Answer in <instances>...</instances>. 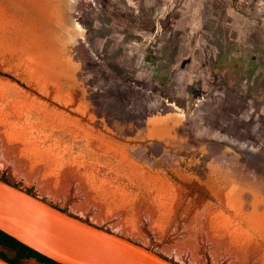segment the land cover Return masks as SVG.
<instances>
[{
	"label": "rangeland",
	"instance_id": "rangeland-1",
	"mask_svg": "<svg viewBox=\"0 0 264 264\" xmlns=\"http://www.w3.org/2000/svg\"><path fill=\"white\" fill-rule=\"evenodd\" d=\"M64 1L65 13L43 17L27 12L25 0H0V72L51 100L61 89L51 80L68 73L54 65L61 53L70 57L99 118L94 121L119 144L109 146L105 165L94 169L116 176L118 182L103 184L122 191L123 198L115 199L113 191L91 199L81 174L71 176L72 167L60 163L31 173L11 167L13 174L3 177L179 264H264V94L259 92L264 90V0ZM97 34H154L153 44L163 48L149 45L141 67L134 69L130 47L120 51L114 40ZM167 34L184 35L180 69L160 64L175 59L178 39ZM8 87L0 76V118L14 110ZM173 101L185 112V126L174 140L138 136L146 118L171 111ZM81 157L79 152L65 159L81 171ZM226 174L235 182L249 176L238 183L248 189L232 213L250 243L218 246L216 251L229 253L223 258L206 245L204 224L214 207L207 193L216 197V183ZM116 201L123 202L120 209ZM219 207L215 211L226 217ZM155 214L160 215L156 224ZM183 244L195 252L174 256ZM0 250L14 256L1 245ZM23 264L42 263L27 258Z\"/></svg>",
	"mask_w": 264,
	"mask_h": 264
},
{
	"label": "crops",
	"instance_id": "crops-1",
	"mask_svg": "<svg viewBox=\"0 0 264 264\" xmlns=\"http://www.w3.org/2000/svg\"><path fill=\"white\" fill-rule=\"evenodd\" d=\"M26 1L25 9H28L27 12L32 15L43 17L59 16L66 12L64 0H28V3ZM47 30L51 31L50 29ZM57 35L59 38L62 37L59 27ZM64 35L66 38L72 39L76 34ZM97 37L114 40L120 51L126 46L130 47L131 52H129V55H131L130 59L134 69L139 68L149 45L154 46L157 51L163 48L162 43L153 44L154 34H97ZM167 37L178 39L175 44V59L172 58L170 61L166 59L161 61L160 64L168 68L177 67L180 69L183 67L181 66V59L183 58L182 48L184 42L181 39L184 38V35L167 34ZM61 54V56L59 54L54 66L57 70H62V72L66 70L68 73L64 78L51 80V83L61 86V89L56 92L51 100L43 98L19 80L24 86L7 76L0 75L9 83V87L6 90L9 93V97H11L9 108L14 109L10 117L0 118V169L2 171L0 177H3L4 172L11 176L13 172L11 170L8 171L11 167L16 171H18V168H25L28 173H31L34 172L35 168L43 169L51 166L53 162L58 165L60 163L72 167L71 176L81 174V178L85 183L82 189L88 197L91 199L96 197L104 199L105 196L103 194L107 195L114 190L110 188L111 191H109L103 182L106 179L108 183H112L113 179L116 182L119 180L116 176L109 177L108 173L102 174L98 169L95 170L94 168L103 167L107 148L109 146L116 147L119 144L114 139L115 137L107 135L104 127H101L99 122L94 121V118H99L91 109V100L85 86L81 85L76 77V67L73 62L71 63L70 57L64 53ZM259 92L264 94V90ZM170 104L175 106L171 111L147 117L145 126L138 133V136L170 144L174 140L178 128L185 126V112L176 107L177 105L174 101ZM79 152H82V159L78 158L81 163V171L74 169L79 167V165L77 166L76 162H70L71 158L65 159L69 155H78ZM95 153L98 156H93ZM227 165L232 166V164ZM3 178L7 182L13 183L6 177ZM221 178L223 179H221L220 184L216 183V188L220 187L221 189L218 191L215 188V192L217 199L222 194L221 198L223 201L218 204L216 203L215 194L210 192L212 190L207 193V196L211 199V205H214V207L211 208L207 215L204 212L208 216V219H205L207 223L204 224V228L206 229V245L209 244L214 248L213 254H219L218 257L226 258L229 253H227V250L226 253L223 252L224 254L216 251L219 248L218 246L234 247L250 243V240L243 239L242 228H238V224L235 223L239 219H237V215L232 213L242 196L247 194L245 189L248 188L238 185V183L243 179L249 180V176L237 177V183L233 175L226 174L222 175ZM219 192H221L220 195L218 194ZM114 193V196H117L115 199L120 200L123 198L120 197L122 191L117 190ZM35 195L37 194L35 193ZM214 200L215 202H213ZM122 203V201L117 203L115 207L120 209L123 206ZM218 205L225 212L226 217L223 214L219 215L215 211ZM200 210L202 209L199 208L198 213L203 214ZM116 211L115 215L121 214V211ZM155 215L152 219L156 224L160 215ZM154 223L152 224L153 227L160 230ZM259 241L257 242L259 243ZM261 242L264 246V238H262ZM182 247V251H174V256H188L195 252L192 245L183 244ZM204 247L201 245L197 246L201 250Z\"/></svg>",
	"mask_w": 264,
	"mask_h": 264
},
{
	"label": "water",
	"instance_id": "water-1",
	"mask_svg": "<svg viewBox=\"0 0 264 264\" xmlns=\"http://www.w3.org/2000/svg\"><path fill=\"white\" fill-rule=\"evenodd\" d=\"M0 179V230L60 264H179ZM0 264H12L0 257Z\"/></svg>",
	"mask_w": 264,
	"mask_h": 264
},
{
	"label": "trees",
	"instance_id": "trees-1",
	"mask_svg": "<svg viewBox=\"0 0 264 264\" xmlns=\"http://www.w3.org/2000/svg\"><path fill=\"white\" fill-rule=\"evenodd\" d=\"M0 75L7 76V77L17 81V83H19L20 85L24 86L23 83L19 82L17 79H15L13 76H11L9 74L0 72ZM0 179L3 181H6L3 177H0ZM13 186L17 187V184H13ZM25 191L27 193H30L33 196H35V193H33L32 191H30L28 189ZM42 200H44V199L42 198ZM49 204H52V203L49 202ZM61 210L67 212L65 209H61ZM84 221L88 222L85 219H84ZM100 228H102V227H100ZM0 245L3 248L14 251V256L8 257L3 251L0 250V257L5 259L6 261L12 263V264H23V260L27 259V258H34L38 263H42V264H60V263H57V262L47 258L44 255L32 250L31 248L25 246L24 244L20 243L19 241H17L13 237L7 235L6 233L2 232L1 230H0ZM160 255L163 256L164 258H167L162 254H160Z\"/></svg>",
	"mask_w": 264,
	"mask_h": 264
},
{
	"label": "built area",
	"instance_id": "built-area-1",
	"mask_svg": "<svg viewBox=\"0 0 264 264\" xmlns=\"http://www.w3.org/2000/svg\"><path fill=\"white\" fill-rule=\"evenodd\" d=\"M172 105H174V104H172Z\"/></svg>",
	"mask_w": 264,
	"mask_h": 264
}]
</instances>
